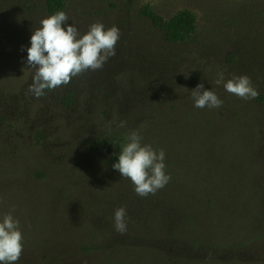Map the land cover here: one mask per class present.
<instances>
[{
	"label": "trees",
	"instance_id": "1",
	"mask_svg": "<svg viewBox=\"0 0 264 264\" xmlns=\"http://www.w3.org/2000/svg\"><path fill=\"white\" fill-rule=\"evenodd\" d=\"M68 1L47 0L48 14L66 12ZM140 14L167 43H186L197 31V16L187 9L166 19L147 5ZM220 100L222 107L197 114L179 111L173 101L153 106L127 132L94 140L90 155H66L63 186L42 174L25 183L21 166H7L0 173V222L8 213L19 220L23 251L15 264H264V130L258 128L264 116L256 99ZM73 102L71 93L63 99L66 107ZM133 131L142 144L164 151L170 176L146 197L112 167ZM85 155L111 172L93 169ZM22 193L32 194L31 205L17 209L10 198ZM120 207L124 233L115 229Z\"/></svg>",
	"mask_w": 264,
	"mask_h": 264
},
{
	"label": "rangeland",
	"instance_id": "2",
	"mask_svg": "<svg viewBox=\"0 0 264 264\" xmlns=\"http://www.w3.org/2000/svg\"><path fill=\"white\" fill-rule=\"evenodd\" d=\"M46 1L0 0V173L18 164L26 172L25 183L42 174L63 186L70 166L66 155L89 154L94 140L127 132L153 106L173 101L179 111L197 114L191 91L201 83L219 99L234 95L215 83L220 72L224 83L233 75L249 76L259 93L256 108L264 116V0H69L67 24L80 36L97 22L105 30L119 28L116 55L102 68L36 97L29 91L35 69L27 65V48L33 30L50 16ZM147 5L166 19L184 9L194 12L196 33L186 43L165 42L140 14ZM69 93L74 102L66 107ZM247 113L244 119L254 126L257 121ZM258 128L264 130V123ZM89 155L81 158L93 169L111 172ZM3 191L0 183V195ZM10 199L17 209L26 208L32 194Z\"/></svg>",
	"mask_w": 264,
	"mask_h": 264
},
{
	"label": "clouds",
	"instance_id": "3",
	"mask_svg": "<svg viewBox=\"0 0 264 264\" xmlns=\"http://www.w3.org/2000/svg\"><path fill=\"white\" fill-rule=\"evenodd\" d=\"M68 16L59 11L40 21V27L33 30L30 47L27 48V65L35 69L29 91L36 97L45 89H55L67 85L71 79L89 69L95 71L103 67L110 57L116 55L115 46L120 38L117 26L105 30L102 23H93L88 32L80 36L76 27L68 25ZM217 85L223 83L227 92L239 98L255 99L259 93L247 75L235 76L224 83L223 72L218 73ZM197 108H220L223 101L212 90H205L198 84L191 91ZM121 121L119 127H124ZM138 131L127 137L118 157L112 165L123 178H129L135 192L146 197L163 188L170 180L165 174V153L157 152L150 144H142ZM115 229L127 231L126 208L120 207L114 214ZM23 236L19 220L11 213L4 215L0 222V264H15L23 251Z\"/></svg>",
	"mask_w": 264,
	"mask_h": 264
}]
</instances>
